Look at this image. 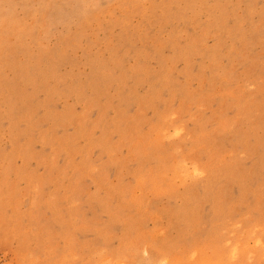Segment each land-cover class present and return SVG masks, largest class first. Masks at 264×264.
Masks as SVG:
<instances>
[{
    "label": "rangeland",
    "instance_id": "obj_1",
    "mask_svg": "<svg viewBox=\"0 0 264 264\" xmlns=\"http://www.w3.org/2000/svg\"><path fill=\"white\" fill-rule=\"evenodd\" d=\"M0 264H264V0H0Z\"/></svg>",
    "mask_w": 264,
    "mask_h": 264
}]
</instances>
